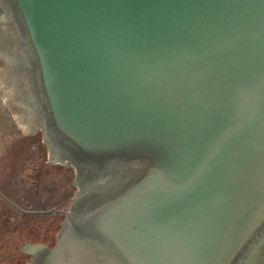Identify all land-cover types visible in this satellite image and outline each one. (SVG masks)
<instances>
[{
  "label": "water",
  "instance_id": "water-1",
  "mask_svg": "<svg viewBox=\"0 0 264 264\" xmlns=\"http://www.w3.org/2000/svg\"><path fill=\"white\" fill-rule=\"evenodd\" d=\"M34 246L264 264V0H0V264Z\"/></svg>",
  "mask_w": 264,
  "mask_h": 264
},
{
  "label": "flooded vegetation",
  "instance_id": "flooded-vegetation-1",
  "mask_svg": "<svg viewBox=\"0 0 264 264\" xmlns=\"http://www.w3.org/2000/svg\"><path fill=\"white\" fill-rule=\"evenodd\" d=\"M48 247H53V246H48ZM34 252H35V246L32 247V248H30V252H29V254H30V260L26 264H32L33 263L32 259H33V253Z\"/></svg>",
  "mask_w": 264,
  "mask_h": 264
}]
</instances>
